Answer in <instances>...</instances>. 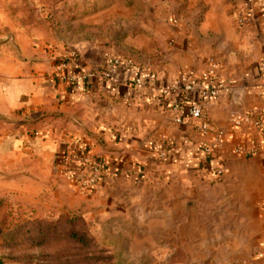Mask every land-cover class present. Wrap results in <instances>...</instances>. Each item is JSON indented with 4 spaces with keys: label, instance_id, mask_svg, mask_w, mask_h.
I'll return each instance as SVG.
<instances>
[{
    "label": "crops",
    "instance_id": "0c3cea01",
    "mask_svg": "<svg viewBox=\"0 0 264 264\" xmlns=\"http://www.w3.org/2000/svg\"><path fill=\"white\" fill-rule=\"evenodd\" d=\"M46 1L36 0L38 8L30 10L21 0L14 20L2 8L0 112L16 111L23 127L46 132L44 143L56 140V165L71 181L86 174L84 160L103 166L100 184L114 178L193 177L218 186L235 178L240 195L253 200L264 220V23L242 57L220 64L212 96L202 79L208 67L163 75L134 62L105 77L106 55L118 56L114 48L147 50L150 38L141 33L110 39L107 31L121 33L133 23L120 4L99 8V0H65L40 8ZM248 7L246 19L255 18ZM74 75L82 78L70 80ZM182 75L193 89L175 93L171 88L181 84ZM164 88L171 90L164 94ZM190 105L203 108L211 132H199V122L187 114ZM232 113L242 121L235 123ZM217 132L218 148L205 152L202 144Z\"/></svg>",
    "mask_w": 264,
    "mask_h": 264
},
{
    "label": "rangeland",
    "instance_id": "374dc122",
    "mask_svg": "<svg viewBox=\"0 0 264 264\" xmlns=\"http://www.w3.org/2000/svg\"><path fill=\"white\" fill-rule=\"evenodd\" d=\"M23 1L38 8L36 0ZM62 2L47 0L40 8ZM262 2L248 5L256 12L252 19L245 0L96 5L120 4L133 21L121 33L107 31L111 40L150 38L147 50L118 45V56L181 75L188 67L216 63L218 69L229 56L242 57L264 23ZM19 3L0 0V13L4 8L14 20ZM18 114L0 112V264H264V220L235 178L218 186L193 177L101 184L100 178L84 186L56 165V140L44 143L46 132L23 127Z\"/></svg>",
    "mask_w": 264,
    "mask_h": 264
},
{
    "label": "built area",
    "instance_id": "2783aa9c",
    "mask_svg": "<svg viewBox=\"0 0 264 264\" xmlns=\"http://www.w3.org/2000/svg\"><path fill=\"white\" fill-rule=\"evenodd\" d=\"M245 2L247 3V5L250 6L252 2L260 3V0H245ZM262 7L263 8L261 11L263 12L262 16L264 17L263 2H262ZM242 18L244 17L241 15L238 19L239 23H242L243 21ZM106 64L109 69L106 70L103 75L107 78H111L114 76V72L116 71L117 68H119L123 64L128 66L131 63L129 61L125 62L120 56L108 54L106 55ZM81 78H82V75H74V76H71L69 79L72 81H76ZM218 78H219V73L217 71V65L216 63H213L206 69V71L203 73V76H202V79L208 83L206 88H207V91L212 96H215L217 94V90L212 83ZM179 80L181 84L177 87L171 88L173 89L175 93H180L181 91H190L193 89V84L190 83L186 79V75H182L179 78ZM136 82L139 83V79H137ZM263 86H264V81H263ZM171 89L164 88L162 92L166 94ZM187 114L189 115V117L199 122L198 130L200 133L206 134L212 131V128L210 127V123L206 120L204 110L201 106H198V105L188 106ZM231 118L235 123H240V121H242V118L236 113H232ZM254 124L258 126L259 128H263V125L261 121L259 120L254 121ZM220 135H221V132H217L213 141L202 144V149L208 153L215 151L220 144ZM261 150L264 152V142H263V146L261 147ZM84 164L87 168V175L82 174L81 176L76 177V179L79 180L81 184H83L84 186H92L97 182L98 179L102 178V176L104 175L103 166L100 163H90L89 164L87 160H84ZM216 172L218 174H222L223 169L219 168L217 169Z\"/></svg>",
    "mask_w": 264,
    "mask_h": 264
}]
</instances>
